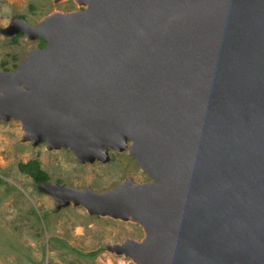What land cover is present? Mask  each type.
<instances>
[{
  "label": "water",
  "instance_id": "obj_1",
  "mask_svg": "<svg viewBox=\"0 0 264 264\" xmlns=\"http://www.w3.org/2000/svg\"><path fill=\"white\" fill-rule=\"evenodd\" d=\"M75 2L0 27L45 40L0 68V119L79 162L128 150L151 179L37 188L140 224L105 245L135 264H264V0Z\"/></svg>",
  "mask_w": 264,
  "mask_h": 264
},
{
  "label": "rangeland",
  "instance_id": "obj_2",
  "mask_svg": "<svg viewBox=\"0 0 264 264\" xmlns=\"http://www.w3.org/2000/svg\"><path fill=\"white\" fill-rule=\"evenodd\" d=\"M75 0H0V27L15 16L31 24L46 14L82 8ZM17 34V33H16ZM0 32V68L13 70L40 38L25 33ZM20 122L0 119V264H135L124 254L105 248L125 237L141 239L137 222L89 214L81 205L55 208L53 198L37 188V182L18 168L20 161L36 158L48 181L96 191L112 188L124 178L137 182L151 177L128 150L109 148L105 162H79L70 148L47 149L45 141H22Z\"/></svg>",
  "mask_w": 264,
  "mask_h": 264
},
{
  "label": "trees",
  "instance_id": "obj_3",
  "mask_svg": "<svg viewBox=\"0 0 264 264\" xmlns=\"http://www.w3.org/2000/svg\"><path fill=\"white\" fill-rule=\"evenodd\" d=\"M22 32H17L16 35H20ZM40 45L45 44V40L40 38ZM18 168L27 174H29L35 182H40L43 180H48V175L45 170L40 167L39 161L36 158L29 159L25 162L20 161L18 163Z\"/></svg>",
  "mask_w": 264,
  "mask_h": 264
}]
</instances>
